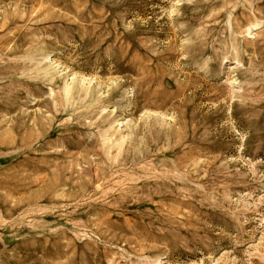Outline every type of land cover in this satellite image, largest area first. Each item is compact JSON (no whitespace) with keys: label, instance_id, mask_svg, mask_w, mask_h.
Wrapping results in <instances>:
<instances>
[{"label":"rangeland","instance_id":"374dc122","mask_svg":"<svg viewBox=\"0 0 264 264\" xmlns=\"http://www.w3.org/2000/svg\"><path fill=\"white\" fill-rule=\"evenodd\" d=\"M0 264H264V0H0Z\"/></svg>","mask_w":264,"mask_h":264}]
</instances>
